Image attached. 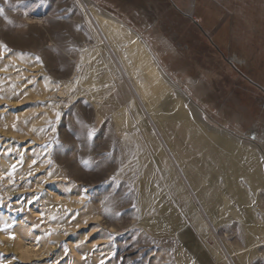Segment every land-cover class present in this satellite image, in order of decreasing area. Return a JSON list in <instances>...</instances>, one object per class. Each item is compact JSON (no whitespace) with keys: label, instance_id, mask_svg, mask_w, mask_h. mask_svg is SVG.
<instances>
[{"label":"rangeland","instance_id":"374dc122","mask_svg":"<svg viewBox=\"0 0 264 264\" xmlns=\"http://www.w3.org/2000/svg\"><path fill=\"white\" fill-rule=\"evenodd\" d=\"M0 264H264V0H0Z\"/></svg>","mask_w":264,"mask_h":264},{"label":"bare ground","instance_id":"6f19581e","mask_svg":"<svg viewBox=\"0 0 264 264\" xmlns=\"http://www.w3.org/2000/svg\"><path fill=\"white\" fill-rule=\"evenodd\" d=\"M95 19L99 23L98 24L99 27L103 30L104 35L108 38V41H105V43L109 49L116 47V43H118V42H120L122 44H128L130 42L128 45L129 46V48H128L129 54L131 57L134 58L133 59L135 61L134 65H136L138 67V69L140 70L141 75H142V80H141L142 85L134 84L135 85L134 88L136 89V91L138 92V95L142 98V100L146 101L147 107H150L151 99L149 100V98L144 96L146 93L151 94L152 98H155V97L161 98V96H163L162 78H161L157 68L152 64H148L147 61L142 60V56H141V52H140L142 49L141 48L142 45L140 43L138 44V42H136V40H134V38L130 37L123 30L122 26L119 23H116L111 19L101 17V16H97V17H95ZM124 68H126L127 72H129L130 69H129V66L127 64H125ZM129 76H130V74H129ZM132 79H134V78L132 77ZM134 80H136V79H134ZM175 104H176L175 100H171L168 105H175ZM178 107L179 106H177V110L178 109L180 110V108H178ZM187 115H188V113L183 111V114H182L183 118L186 119ZM185 119H183L184 120L183 123L181 121V123H182L181 126L183 127L181 129L182 130L181 132L184 134V136L185 137L189 136V140L194 142L193 143L194 147H202L207 153L218 152L222 155L227 153L228 157L225 158L224 161H222V162L226 163L227 166H229V167H227L228 169H231V167L234 166V164H236V160L238 158L239 159L241 158L240 160H243V159L249 160V158H250V156H248L249 154L243 156V154L240 151H238V149H236L233 145L230 144L231 142L229 143L226 140H223L222 138H214V137L204 138L203 136H201L202 131L199 128H196L193 126H187V124L185 123ZM169 143L172 145V141H169ZM235 145H236V143H235ZM175 146H177V145L174 143V147ZM183 156L184 155L181 156V155L177 154V157L179 158L181 163L183 162L184 158L187 160H190V156H187V155L184 157ZM212 162L215 163V161H213V160H212ZM191 163L194 164L193 161H191ZM184 165H185V163H184ZM227 168H225V170H228ZM184 169H185V166H184ZM237 169H239V168H237ZM252 169H254V168H252ZM252 169L249 168V173L245 174V176L248 174L246 176V178L251 183L254 182L256 179V171L252 170ZM236 172H238V171H236ZM239 173H240V175H241V173L243 174V172H239ZM188 174H189V171H188ZM189 176H191V175L189 174Z\"/></svg>","mask_w":264,"mask_h":264}]
</instances>
